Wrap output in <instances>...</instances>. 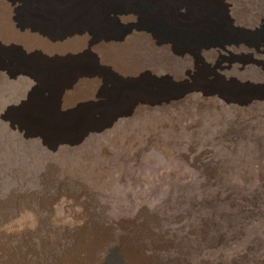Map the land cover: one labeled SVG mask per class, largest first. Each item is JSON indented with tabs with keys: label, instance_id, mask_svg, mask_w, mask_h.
<instances>
[{
	"label": "rangeland",
	"instance_id": "rangeland-1",
	"mask_svg": "<svg viewBox=\"0 0 264 264\" xmlns=\"http://www.w3.org/2000/svg\"><path fill=\"white\" fill-rule=\"evenodd\" d=\"M66 1L0 0V264H264V0L222 33L220 0H149L263 42L200 57L143 0Z\"/></svg>",
	"mask_w": 264,
	"mask_h": 264
},
{
	"label": "bare ground",
	"instance_id": "bare-ground-1",
	"mask_svg": "<svg viewBox=\"0 0 264 264\" xmlns=\"http://www.w3.org/2000/svg\"><path fill=\"white\" fill-rule=\"evenodd\" d=\"M67 1H69V0H67ZM184 1L185 0H180V2H178L177 4L181 3L183 6L184 4H186V3H182ZM220 1H221V4L223 7H215V11L221 10V8H223L222 14L220 16H215L213 18L214 23L209 27L210 29L215 28L216 30L214 32L219 31L220 33H222V31L225 30V28L227 27V24H229V22L231 24L234 22L235 26H238V27H241V28H244L247 30H252V31L262 30V31H264L263 26L257 27L256 30H253L250 28H246V27L237 25L235 18H233L231 15L232 4L230 2H228L227 0H220ZM139 6L143 8L144 12H146L150 16H152V18H151L152 21L157 23L155 26H152L156 31H157V29H156L157 27H161V28L164 27L167 29L164 35H160V37L163 38L162 42L172 43V44L181 43L184 45L183 51H176L175 49L173 50L174 54H176V55H183L186 52L192 53L194 50H196L197 56L200 57V55H201L200 52L202 50L203 51L210 50V49H214L215 47H218V46L225 49V45H231V46H226V48L238 47V46L244 45V44H246L244 46L247 48H257V47L261 46L259 44L258 45L255 44V43L260 42V39H255L252 41L253 43H250L249 41H245L242 37H236V36H230L228 38H225L224 40H222L223 42L219 43V44L218 43H210L207 40V37L209 36L207 33H202V32H199L197 30L193 32V31H191L192 29L191 30L187 29V27L189 26V23L174 21L175 16H176L174 12H172L168 17L162 16L161 14H159V12H158L159 11L158 7H160L159 4L152 3L149 0L148 1L143 0V1L139 2ZM81 8L86 9L87 7H81ZM91 13H92L91 21L92 20H95L97 22L102 21L103 23H107V24H111L113 26H117L119 24L118 21L116 20L115 17H112L110 14L111 13H114V14L122 13V11L115 9L114 7H95L91 11ZM184 17L186 19V16H184ZM169 19H171L173 21L172 24H170ZM89 23H91V22H89ZM24 26H22V27H24ZM190 28H191V25H190ZM81 30L82 29H79V31H81ZM128 32H130V29L128 31H126V33H128ZM126 33L119 35L118 33H114V31H111V32H109V35L106 37V39L107 40H109V39L122 40ZM242 42H243V44H240ZM260 43H263V42H260ZM178 52H180V53H178ZM42 74H44V73H42ZM42 74L40 75V79H42L44 81L45 79H44ZM42 80H41V82H43ZM237 82H238V84H235L236 86L237 85H245L246 87L250 86L252 84H262V83H249V82L240 83V81H237ZM31 95H32V93H29V97H31ZM239 97L240 98H246V95L242 94ZM127 99H128L127 97H119L117 100L115 99L116 101L114 100L111 104L114 103L117 105L118 102H124ZM40 129H41V127H40Z\"/></svg>",
	"mask_w": 264,
	"mask_h": 264
},
{
	"label": "trees",
	"instance_id": "trees-1",
	"mask_svg": "<svg viewBox=\"0 0 264 264\" xmlns=\"http://www.w3.org/2000/svg\"><path fill=\"white\" fill-rule=\"evenodd\" d=\"M240 202V203H239ZM243 202V201H242ZM248 201H245V202H243V204H246ZM235 204H241L242 205V203H241V201H237V202H235ZM234 204V205H235ZM243 211V210H242Z\"/></svg>",
	"mask_w": 264,
	"mask_h": 264
}]
</instances>
